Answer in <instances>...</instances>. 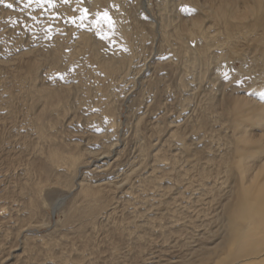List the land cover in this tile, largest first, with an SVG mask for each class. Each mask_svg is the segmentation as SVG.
I'll return each mask as SVG.
<instances>
[{
    "label": "bare ground",
    "instance_id": "obj_1",
    "mask_svg": "<svg viewBox=\"0 0 264 264\" xmlns=\"http://www.w3.org/2000/svg\"><path fill=\"white\" fill-rule=\"evenodd\" d=\"M125 1L70 0L64 4L56 0L57 7L51 8L41 0L43 11L56 16L57 25L66 34H52L43 27L40 46L13 59L0 60V66L7 71L0 76V264H99L102 257L99 242L108 244L112 255L136 243L140 255L128 262L130 258L123 252L111 264H146V260L152 263L155 256L150 249L157 242L155 227L174 239L169 242L170 248L178 246L182 239L190 240L185 246L191 257L183 256L180 261L170 263L264 264V100L227 94L226 85L221 83L214 87L221 72L231 65L224 61L230 54L218 53V47L232 40V22L249 19V30L257 32L250 38L251 50L263 51L260 58L253 55L245 58V52L237 53L242 58V67L237 72L252 80L253 91L264 96V45H261L264 0H256V6L255 0L254 4L247 0L244 6L237 0L206 3L232 29L222 43L216 32L211 34L204 28L202 20L193 18L190 23L184 20L179 10L181 0H159L158 16L146 6L153 15L150 22L142 20L139 11L128 10ZM145 4L149 6L150 0ZM83 8L88 9V15L81 21ZM105 11L116 22L114 29H109L97 16ZM73 18L75 24L71 23ZM97 20L99 25L95 23ZM81 23L83 27L79 26ZM164 54L170 57L163 58ZM218 61L222 69L219 71L213 68L206 72L199 66L202 62ZM149 67L155 69L154 77L145 76ZM162 70L166 74L158 75ZM206 76L211 90L205 94L204 108L200 105L198 124L192 126L194 130L204 128L211 119L227 124L231 134L212 135L214 148L206 155L204 148L192 150V145L184 142H179L176 148L179 152L169 153L172 170L182 164L175 174L176 181L184 182L185 191L196 190V196L191 192L192 197L180 193L179 200L193 202L197 207L191 209L190 205L182 204L193 213L187 221L179 223L180 218L174 220L173 216L181 210L178 212L172 205L179 201L178 196L166 200L165 193L149 194L156 180L162 179L151 163L156 159L149 160L148 144L144 139L140 141V127L146 117H138L134 132L139 139L137 152L122 172L116 167L122 164L116 155L119 152L111 161L117 145L114 134L121 107L127 104L132 109L136 104L135 89H139V96L152 89L157 93L154 102L160 103L164 99L162 93L175 87L172 80H177L181 91L188 89L194 94ZM191 99L190 93L180 100L182 108ZM151 105L147 103L146 108ZM173 123L176 132H183L182 128L191 124L187 118ZM254 130L260 133L253 134ZM78 132L77 139L74 133ZM99 161L101 164H97ZM51 196L56 198L48 200ZM126 196L130 199L122 203ZM121 203L123 207L135 205L130 211L132 216L115 217L112 226H108L104 221L118 212ZM47 204L53 210L52 215L62 211L64 219L56 221L58 228L52 233L34 235L47 223ZM139 206L151 214L156 209L154 216L145 213L144 224L135 222L134 217L143 213ZM167 217L165 227L162 222ZM198 239L201 240L197 242Z\"/></svg>",
    "mask_w": 264,
    "mask_h": 264
},
{
    "label": "rangeland",
    "instance_id": "obj_2",
    "mask_svg": "<svg viewBox=\"0 0 264 264\" xmlns=\"http://www.w3.org/2000/svg\"><path fill=\"white\" fill-rule=\"evenodd\" d=\"M131 1H133V2H131ZM145 1L146 0H139V1L138 0H126L125 3L126 4L128 3L126 5L128 10L131 11V9H132L133 13H137L139 11V14L141 15V19L146 21V22H150L151 18L154 15V13H155V15L157 14V16L159 15L158 14V10H159V7H160V2H159V0H150V4L148 6V5L145 4ZM212 1L216 2L217 0H181V4H180V9L179 10H180V13L182 14V16L184 17V20L187 23L192 22L193 18L202 20L204 28L209 30V31H211V34L216 32V35L218 36L217 38H219V42L222 43V42L225 41L226 36L230 35L232 29H231V27L228 29L227 26L218 19L217 15L212 13L213 11L210 10V8H208L206 6L207 2H208V5H209ZM140 2H142V3H140ZM238 2L240 4V6H244L246 4L245 2H247V0H237V3ZM9 3L13 5L12 8H8L7 7V4H9ZM28 3H29V0H4L3 2H0V60L13 59L14 57L17 56V54L18 55L23 54L26 51L34 49L33 47L36 48V47L40 46V33H41L40 30L43 27H44V30H47L49 33H52V34H55L57 32L58 33L62 32L64 35L66 34V32L64 30H62L57 25L56 16H54L51 13L44 12L43 8L41 6L37 5L36 0H32V3H29V4ZM249 4H254V0H249ZM257 4L258 3L255 0V6ZM146 6H147V8L149 7L148 9L150 11H152L153 15H152V13H150V11L148 12V9H146ZM257 7H259V5ZM258 9H260V7ZM25 14H27V15H25ZM33 17H35V19H33ZM49 17H51V18H49ZM248 20H245V21L244 20H241V21H236L235 20L234 22H232L231 26L233 27V31H234V36H233L232 40L229 43H225V44L221 45V47L220 46L218 47V49H219L218 53H226V54L229 53L230 54V57L227 56L228 59H225L224 61H226L228 64H231V65L229 67H226L227 69L223 70V72H221L222 75H220L221 76L220 80H217V84L214 87L218 88L219 87V83H221L222 85L223 84L226 85L225 91L227 92V94H232V93L237 94V93H239L238 95L251 97V98L256 99L257 101H263L264 100V96H262V94L259 93L258 91H255V90L253 91L254 86H253V84H251L252 80H247L245 75H243V76L239 75L238 72H237V70L241 69V67H242V61H241L242 58L238 57L237 53H244L245 52L243 54V57H245V58H247V56L250 57L252 55L255 58H260V54L263 51L262 49H256L255 52H253L251 50L252 45H251V39L250 38H252L254 36V34L257 33V32L249 30V28H248L249 21ZM48 22L52 23V24H48ZM33 25H34V27H33ZM55 25H57V26H55ZM146 25H148V24H146ZM22 26H25L26 28L22 27ZM18 27H20V28H18ZM58 27H59V29H58L59 31L55 30ZM235 27H237V29H235ZM249 35H251V36H249ZM259 35H260V33L258 34V37H260ZM261 45H264V44H261ZM23 48H26V49H23ZM235 51H237V52H235ZM2 55H3L4 58L2 57ZM164 55H163V58L164 57L166 58V56L168 58L170 57V55H167V54H164ZM239 58H240V60H239ZM243 61H244V63H246V60H243ZM247 63H248V61H247ZM199 66L201 67V69L203 71L207 70L206 72H209V70L213 69V68H215L216 70L219 71L221 69V62H219V61L218 62H213L212 64H209V63H206V62H202L201 65H199ZM149 68H150L151 72L148 69L146 71L148 73L145 72V76L148 75L147 76L148 78L154 77L153 75L156 73V71H154L155 69L151 68V67H149ZM223 69H225V68H223ZM232 69H234L236 71L235 74H233L234 71ZM230 70H232L233 72L230 71ZM160 72H158V75H162V74L165 75L166 74V71L163 72V70H162ZM180 73H181V71H180ZM6 74H7V71L3 67L0 66V76L3 77ZM57 75H59V73L58 74L56 73V76ZM189 75H190V73L188 74V76ZM170 76L172 77V75H170ZM209 76H210V74H209ZM226 76H227V78H226ZM202 79H204L205 82L201 86H199L197 88V91H195L194 94H192L193 92H189L188 89H185L187 92L184 93V91H185L184 89H183V91H181V89H179L180 87L177 84L178 83L177 80H174V81L172 80V82L174 83L173 86L175 85V87H171L170 89H168L167 92H163V93H166V95L161 92L162 93L161 99L162 98H164V99L160 100V103H158V101L154 102L153 98L156 97L155 95L157 93L155 94L152 91V89L149 90V93L141 95V96H139V94L137 92L139 89H135L133 91V94H135V96L138 98L137 101L135 102L136 103L135 104L136 107L134 106V107H132V109H129V107L126 106L127 104H125L120 109L121 113H120V117H119V120H118L119 123L117 125L118 127L116 126V131H115V134H114V138H115V141H117V145L114 147V153H113L114 157L111 159V161L112 160L114 161V159L116 158V156L114 154L116 152H119V154H116V155L119 157L118 158L119 159L118 160L119 163L122 162V164H120L121 166H119L120 169L118 168V166H116L118 171L122 172L123 170L126 169V167H128L129 164H127L126 162L130 161L131 159H133L132 158L133 153L136 154L137 148H138V144H139V139L134 135V132L136 130L135 124H136V122L138 120V117H141V116L144 115L146 118H145L143 124H141V127H140V129H141V136H140L141 139H140V141L142 139H144L145 140L144 143L148 144V150H149L148 151V153H149L148 155L151 156V157H149V160H155L156 159L155 161H151V163L153 162V167L154 166L156 167L155 174H157L158 176H161V179H162V180L157 179L156 180V184L151 186L150 190H152V191L149 190V192H151V193L148 192L151 195H154V196L155 195L156 196L159 195L160 196L161 194L165 193L163 198L166 197L165 198L166 200H172V198H174V197L178 198L181 192L185 193V195H187L188 197H192L191 196L192 194L196 196V194H194V192L196 193V190L193 191L192 188H189L188 190L185 191L186 187H185V185H183L184 182L179 183L178 181H176V175L175 174L177 173V170L179 169V166L182 165V164H180L178 166V168H176L175 170H172L173 168H171V166H170V164H172V163H169L170 162L169 158H170L171 154H169V153L179 152L178 149H176V148H177V146H179V142H184V143H186V145H192V147H191L192 150H199V149L204 148L205 155H206L207 153H209L210 150H212V148H214V147H212V143H211V139H210L212 135L222 134L223 136H229L231 134L230 133V129H229L227 124L221 125L217 121L214 122L211 119H209V123L204 128H199L198 130H194L192 124H194V125L198 124L197 115L199 113H201V109H200L201 106L204 108L205 94H208L210 92V90H211V84L208 82V77L206 76V77H203ZM259 84L260 83H258L256 85H259ZM193 86H195V85H192L191 87H193ZM247 86L249 88H247ZM236 87H237V89H236ZM160 89H163V88L161 87ZM248 90H252V91H248ZM151 91H152V93H151ZM190 93H191L192 99L190 100L189 103H187V105H186L187 108L186 107L182 108L181 101L184 99V97H186ZM195 94H196V96H195ZM148 95H149L150 98L148 97ZM144 96H146V97H144ZM139 97L140 98L142 97V100H140ZM165 98L167 100L171 99V101L169 100L171 103L169 101L165 100ZM177 101H178V103H177ZM150 102L153 105H151V108L148 109V108H146V104L150 103ZM198 103H200V104H198ZM189 104H191V105H189ZM179 106H181V107H179ZM191 106H192L193 109L190 108ZM145 111H146V113H145ZM171 112H172V114H171ZM161 115L162 116L165 115V116L162 117ZM186 118L190 120L191 124H188V127L184 126L182 129H183V132L184 131L187 132L189 130L188 133L187 134L184 133L185 134L184 135L182 130H180L179 132L178 131L176 132L174 130V127H172L173 125L171 123H173L174 121H176L178 119H182V121H183V119H186ZM194 119H196V120H194ZM164 121L166 122L167 125L165 124ZM212 122H213V124H212ZM216 123H217V125H216ZM214 126H215V128H214ZM166 128H168V129H166ZM171 128H172V130H171ZM209 128L212 131L209 130ZM164 129H165V131H163ZM157 130L159 132H161V133H159ZM206 130H207V132L205 133ZM155 132L156 133L158 132L159 134L158 133L156 134ZM153 133H154V135H153ZM259 133L260 132H258L257 130L253 131V134L258 135ZM74 134H76L74 136H75V138H77V135H79L80 133L78 132V133H74ZM161 134H163V135L160 136ZM178 135H180V136H178ZM192 135H193V137H192ZM174 136H176V137H174ZM187 136H188L189 139L187 138ZM190 136L192 137L193 140H191ZM152 137H153V139H151ZM179 138H180L181 141L179 140ZM158 139H159V141H157ZM174 139H176V140H174ZM184 139H186V140H184ZM166 140H168V143H167ZM169 140H171V141L169 142ZM155 141H157L156 142L157 144L154 143ZM169 145L171 146V148H170ZM93 146H95V145L93 144ZM153 146H154V148H153ZM89 147L92 148V146H90V145H89ZM174 148H175V150H174ZM156 154H158V155H156ZM158 156H159V158H157ZM166 158H167V160H166ZM101 162L102 161H99V162H97V164H101ZM166 162L168 163V165H166L167 164ZM160 163H161V165H160ZM163 164H164V166H163ZM161 167H162V169H159ZM147 169H149V167ZM114 175L115 174H113V176ZM165 182H166V184H165ZM155 186H156V188H155ZM191 192H193V193L191 194ZM169 194H171V195H169ZM57 195L58 194H56V196ZM56 196H51L52 198H49L48 200H53V198H56ZM180 198H181V196L177 200H179ZM127 199H130V197L126 196L125 199H122V203L128 201ZM47 203L49 204L51 202L47 201ZM122 203H121L120 207L118 208V212L113 216L114 219L112 217L109 221H108V219H107V221L105 220L104 221L105 224H107L108 226H110V225L112 226V223H114V221L117 218L120 219L123 216H126V217L127 216H132V213L130 211H132L135 208V205H132L133 203L131 202L132 204L129 205L128 207L125 206L126 207L125 208V207L122 206ZM48 204L45 206V209L48 211V215L46 216L47 223H45L44 226L40 228L41 231L39 230V231H36L35 233L32 232L34 235L35 234L47 235V234L52 233L54 230H56L58 228V226H56V224H55L56 221L60 220L62 218L64 219V213L62 211H57L56 214L52 215L53 210L51 209V206H49ZM182 204H186L187 206L190 205L191 209L192 208L195 209L197 207L195 203L187 201L185 199L179 200L178 202L172 204L174 207H176V209H178V212L181 210L180 213H177L175 216H173L174 220L176 218H180L179 223H181V222L184 223L185 221H187L189 219V217H190L189 215H191L193 213V211H191V209L183 208ZM136 206H138V205H136ZM140 207L141 206H139L138 209L141 212L143 211V213H141L140 216L134 217V218H135V222L144 224V221H145L144 217H146L144 215H145V213H147V211L144 212V210H145L144 207H141V208ZM155 208H156V206H154V209ZM155 210L153 212L151 210L152 214L151 213H147L146 215H149V217H151L152 215L154 216ZM162 210H163V207L159 210V212H161ZM49 216H51V217H49ZM168 216L171 217L172 215L169 214ZM115 217H116V219H115ZM168 220L169 219L167 217L166 220H164L162 222V224L165 227H166V225H168L167 224ZM138 221H140V222H138ZM108 223H110V224H108ZM157 225L159 226V224H157ZM164 229H166V228H164ZM154 230L156 231V233H154V238H155V240L157 242L154 243L153 246H151V249H150V251L152 250V252H153V256H155L152 259L154 262L150 263V261L147 262V260H146V262H145L146 264H154V263L155 264H167V263L168 264H179L180 262H178V263H170L171 262L170 260H179L180 261V259L183 256L191 257V255H189V252H191V251L187 249V246H185L190 241L189 239L188 240L186 238L184 240L182 239V240L178 241L179 242L178 246H175L174 248H170L171 246H170L169 242L174 240V239L172 237H166V235L163 232H161V229H158L157 227H155ZM156 234H158V235H156ZM167 238H168V240H167ZM196 238L197 237H195L194 240H196ZM164 240H166V241H164ZM199 240H201V239H198L197 242ZM209 241H210V239H209ZM135 244L136 243H134V246L132 248H130V249L124 248V249H121L122 251L121 250H118V251L114 250L115 252H113V253H115V255H112V251L110 250L109 245L99 242L97 245L98 246L100 245L99 247L101 248V251H102V253L100 254L102 257L99 258V264H104L106 261H108V259H109L108 264L109 263L111 264V260H115L114 262H116L117 261V257L122 255L123 252L126 253L129 256L130 259H129L128 262H130L131 258H133V257H135L137 255H140L139 254L140 252L138 250H136V248H135V246H136ZM162 244H165V245H162ZM158 246H159V248H158ZM110 251H111V253H110ZM102 262H104V263H102Z\"/></svg>",
    "mask_w": 264,
    "mask_h": 264
},
{
    "label": "snow or ice",
    "instance_id": "obj_3",
    "mask_svg": "<svg viewBox=\"0 0 264 264\" xmlns=\"http://www.w3.org/2000/svg\"><path fill=\"white\" fill-rule=\"evenodd\" d=\"M0 2H3V0H0ZM62 2L64 4H68V3H70V0H62ZM29 3H32V0H29ZM36 3H37L38 6H43V4L41 3V0H36ZM43 3H47L51 8L57 7L56 0H43ZM7 7L8 8H12L13 5L9 3V4H7ZM81 12H82V14L80 16V20L83 21L84 19L87 18L88 9L87 8H83V9H81ZM97 16L101 17V19L107 24L109 29H114L116 22L113 20V18L111 17V15H109V13L107 11H105L102 16H101L100 13H97ZM33 19H35V17H33ZM71 23H73V24L76 23L75 18H73L71 20ZM95 23L99 25L100 24V20L95 21ZM79 26L83 27L84 25H83V23H81ZM226 78H227V76H226ZM61 79H63V76H61Z\"/></svg>",
    "mask_w": 264,
    "mask_h": 264
}]
</instances>
